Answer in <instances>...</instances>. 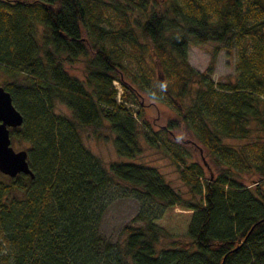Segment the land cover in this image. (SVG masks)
<instances>
[{
	"label": "trees",
	"instance_id": "1",
	"mask_svg": "<svg viewBox=\"0 0 264 264\" xmlns=\"http://www.w3.org/2000/svg\"><path fill=\"white\" fill-rule=\"evenodd\" d=\"M207 41L236 51L235 81L189 62V45ZM79 57L85 80L65 67ZM0 68L24 116L12 145L34 172L0 171V264H264V138L222 140L251 136L254 121L264 130V0H0ZM146 98L174 116L155 127ZM105 125L120 156L142 140L164 150L192 197L156 166L106 164L81 134ZM117 184L141 224L111 242L100 223Z\"/></svg>",
	"mask_w": 264,
	"mask_h": 264
},
{
	"label": "rangeland",
	"instance_id": "2",
	"mask_svg": "<svg viewBox=\"0 0 264 264\" xmlns=\"http://www.w3.org/2000/svg\"><path fill=\"white\" fill-rule=\"evenodd\" d=\"M216 46H219L218 42L207 41L203 43H191L189 45L188 59L189 62L198 70L204 71L211 64L213 65V79L217 81H235L237 75L236 61L237 54L235 50H229L227 48L218 49L215 54ZM85 58L79 57L74 63H65L67 70L85 80L86 70H85ZM11 79L4 70L0 68V85L6 79ZM197 84L194 85V88ZM187 103H190V98H186ZM146 113L149 119L153 122V125L157 127L158 125L164 124L169 118L174 116V112L166 104L161 102H151L150 99L145 100ZM55 110L57 112L67 113L71 115V110L60 102H57ZM156 124V125H155ZM108 125L102 127L100 133H94L91 127L81 128L82 138L85 144L102 160L108 164L113 160L126 161V162H143L153 166H156L165 176V179L178 191H180L183 196L190 198L192 193L190 188L182 182L179 176L178 168L172 163L170 157L162 149L154 148L149 146L145 141L142 140V152L135 158L120 156L115 149L113 143V135L107 129ZM252 126L255 127L251 136L246 138H235V137H222L224 143L240 146L241 144L258 139L259 134L264 138V130L256 129V121L252 122ZM260 126V125H258ZM107 136V137H106ZM194 141L198 146L202 147V143L198 141L197 137L194 136ZM16 150L26 148L24 143L13 145ZM192 160H199L200 156L195 149H192ZM4 174V173H3ZM7 175V174H5ZM7 177V176H6ZM240 180H247L248 174L242 172L238 176ZM250 185V184H249ZM264 186V185H263ZM121 187L117 184L112 189V194L110 197V202L102 216L100 223V232L107 240L111 242L123 241L125 238V233L123 232V227L126 224H141L139 221H133L135 215L140 211V202L133 195H123L119 190ZM196 198H199L197 196ZM176 210H181L176 208ZM190 237L184 234L179 236H162L157 245L159 249L165 247L177 246L180 241H188Z\"/></svg>",
	"mask_w": 264,
	"mask_h": 264
},
{
	"label": "water",
	"instance_id": "3",
	"mask_svg": "<svg viewBox=\"0 0 264 264\" xmlns=\"http://www.w3.org/2000/svg\"><path fill=\"white\" fill-rule=\"evenodd\" d=\"M24 116L15 106L11 92L0 85V171L15 177L19 173H27L34 177L28 161L27 149L16 150L12 145L11 127L22 125Z\"/></svg>",
	"mask_w": 264,
	"mask_h": 264
},
{
	"label": "clouds",
	"instance_id": "4",
	"mask_svg": "<svg viewBox=\"0 0 264 264\" xmlns=\"http://www.w3.org/2000/svg\"><path fill=\"white\" fill-rule=\"evenodd\" d=\"M160 87H161V88H164V87H165V85L161 84V85H160Z\"/></svg>",
	"mask_w": 264,
	"mask_h": 264
}]
</instances>
